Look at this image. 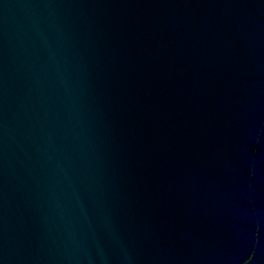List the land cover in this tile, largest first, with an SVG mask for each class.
<instances>
[{
  "label": "water",
  "instance_id": "water-1",
  "mask_svg": "<svg viewBox=\"0 0 264 264\" xmlns=\"http://www.w3.org/2000/svg\"><path fill=\"white\" fill-rule=\"evenodd\" d=\"M0 264H264V0H0Z\"/></svg>",
  "mask_w": 264,
  "mask_h": 264
}]
</instances>
